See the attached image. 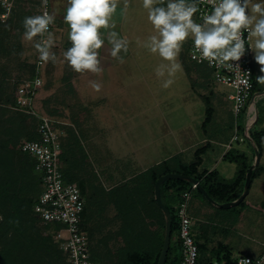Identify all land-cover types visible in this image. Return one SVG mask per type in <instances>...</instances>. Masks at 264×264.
Here are the masks:
<instances>
[{"label": "crops", "instance_id": "0c3cea01", "mask_svg": "<svg viewBox=\"0 0 264 264\" xmlns=\"http://www.w3.org/2000/svg\"><path fill=\"white\" fill-rule=\"evenodd\" d=\"M37 1L39 7L36 15H39L40 0ZM29 2L30 0H17L13 13L28 6ZM125 4H127L126 8ZM142 4L143 0H119L117 13L114 17L116 21L114 31L120 37L127 39V52L122 51L120 58L111 57L109 55L111 45L106 41L105 46L99 50L103 57L102 70L99 73L87 70L78 73L69 66L71 77L62 76L66 81L60 83L64 86L63 89L71 90V93L75 94L78 99V103L84 106L81 114H78L77 117L73 116L71 125L76 135L75 128L79 130L80 143L89 163L88 168L92 170L91 175L97 176L99 179H96L97 182L94 179L93 185L88 183L89 192L95 194V185L99 182L100 186L97 187H101L103 193L100 194L98 200H104L103 203L106 200L110 202L116 200L115 193L111 194L115 188L175 155H178L182 161L183 158H187L188 161H183L185 163L193 161L191 156H188L189 153L192 149L195 153V150L204 144H208V146L201 155L198 171L207 173L217 171L219 177L224 180L232 179L237 171V164L225 157L228 152L244 155L251 164L255 158L254 148L247 138L245 141L239 142L231 141L232 136H229L227 143H223L219 137H222L224 133L227 135V132L222 131L221 125L213 122L209 128L202 127L206 117L207 104L201 97L195 96L196 100H193L192 97L184 98L183 110L179 111L183 112L181 115L164 116L165 108L174 109L175 100L170 95L152 91L154 87L147 85L145 88L150 91L152 96L149 103L154 108L147 103L149 106L145 110L151 108L157 114L155 113L152 117L150 115V120L144 121L145 124H142V128H146L144 137L138 126L130 124L126 121L127 119L123 118L124 113L116 111V108L118 110L120 108L118 105L127 101L124 96H127V92L132 88L135 89L136 84L139 86L150 83L144 81L143 75L140 73L143 70V61L139 57L145 52L138 49V46L144 38L142 35L144 23L148 21L147 10L143 8ZM66 7L67 0H49V12L54 15L55 21H58V25H60L58 27L53 23L50 27L53 39L50 52L58 53V63L63 57L64 47H71V42L68 40L69 27L63 20ZM32 51L34 52V50ZM30 61L32 60L30 59ZM46 63L47 61L43 68L44 72ZM184 73H186L185 69ZM94 84L100 85L99 90L93 87ZM189 88L192 90L191 82ZM65 92L67 93V91ZM229 94L230 92L226 96L227 99ZM135 100L138 104L141 103L137 97ZM227 101L230 102L229 99ZM200 102H202V106ZM84 108H86L85 112ZM109 109L113 116L116 112V117H120L123 128L106 124ZM183 114L188 115V118L183 117ZM156 116L163 122V125L154 121ZM177 116H181V118ZM58 120L62 119L58 118ZM124 122L127 123L125 127ZM252 122V129L261 130L264 128V115L263 118L259 116L258 108ZM106 125H108V129H106ZM240 129V133L243 134V126ZM63 136L61 134V138ZM123 137L127 142H123ZM128 142H131L130 146H135V148L126 147ZM246 142L248 144H245ZM259 153V163L253 171L258 169L255 176L251 178L247 195L238 205L220 207L209 202L206 198L210 204L206 201L201 202L192 196L189 211L195 219V237L203 239V264H236L239 256L255 258L264 251V136L261 139ZM223 163L228 164L223 169H219ZM232 164H235V169L230 166ZM232 173L234 175L230 177ZM225 175H228L229 178L224 177ZM94 176L93 178H95ZM83 198L85 208L82 214V229L87 234L90 246L94 248L91 233L97 224V213L95 209L94 212L87 210V201L84 196ZM102 208H104L103 204L100 209L102 210ZM197 221L199 224L196 223Z\"/></svg>", "mask_w": 264, "mask_h": 264}, {"label": "rangeland", "instance_id": "374dc122", "mask_svg": "<svg viewBox=\"0 0 264 264\" xmlns=\"http://www.w3.org/2000/svg\"><path fill=\"white\" fill-rule=\"evenodd\" d=\"M38 7L39 3L37 0H30L28 6L17 10L15 13H13L12 17L6 24L0 25V93L3 94L2 99L3 101H6L5 103H8L7 107L10 108L11 111H14V109L10 107L13 104L10 103V97L15 96V81L21 78H30L33 75V70L28 69V67L24 66L23 61L27 60L33 64V61L35 60V44L38 37L34 38L32 41H28L23 38V20L26 16H35L37 14ZM193 19L195 20V16L193 17ZM58 24V21L54 22L55 26L60 27V25ZM155 34L156 33L150 22L146 21L144 23L142 31V35H144V38L143 41L139 43L138 49L145 52V54H142V56L139 57L141 61H143V70L140 73L143 75L144 81L150 83L139 86L136 84L135 89L132 88L129 92H127V96H124L127 98V101L123 102L122 105H118L120 107L119 110L115 107L116 111H118V113L120 111L121 113H124L125 115L123 116V118L127 119L126 121H128L130 124L138 126L142 136L144 137V131L146 128H142V124L144 123V121L150 120V115L152 117L156 113V111H152L153 109L151 108L145 110V108L149 106L147 105V103L151 106V103H149V99L152 98L150 91L145 88L148 85L149 87H154L152 91L170 95L171 98L175 100L174 109L169 110L165 108L164 111L162 110L165 114L164 116H172L173 114L181 115L183 112L179 111L183 110L184 98L192 97L193 100H196L197 98L195 96H198L203 98V101H205L208 106H211L213 108L212 120L208 125H206L207 128H209V126H212L213 122H217L218 125L222 126V131L227 132V135H225L224 133L222 137H219L221 142L227 143V138L229 136H233L236 129L237 132L241 134V118H239L238 120L234 119L231 111V102H228V99L226 98L227 94L231 92V89L225 85L214 83L212 79L208 81L205 77L196 73L193 70V67L188 64L190 63L188 52L192 40L188 39L184 42L182 50L176 60V62L179 63L181 67L176 70L172 76H169L168 72L170 63L163 60L161 57H159L158 54L149 52L148 48L146 47L148 37ZM254 40L255 38L251 37L250 58L251 66L254 72L255 86L252 90V93L250 94L249 100L250 98L252 99L253 96H256L258 92H264V83L260 82V78L264 77V66L258 64L254 59V53L252 52V45L254 44ZM67 49L68 47H64L63 53ZM32 50H34V52ZM32 52L33 56L31 55ZM51 53L55 54V60L49 59L46 63L45 72L43 71L42 74L43 86L34 101V105L39 112H43L49 115L54 114V116L62 119L60 121L63 122L64 125H60L59 127L61 130V134L64 135L62 138H60V142L62 144L61 149L65 148L64 152L66 161H73L68 150H75V141L70 137L67 129H73L71 125L73 116L77 117L78 114H81L84 106L78 103V99L75 97V94L71 93V90L63 89L64 86L60 84L66 81L64 80V78H62V76L71 77L72 75L69 70L70 67L67 61H65L64 57H61V61L58 63V53L56 51H52ZM30 59L32 61H30ZM182 63L187 69V74L184 73ZM158 70L163 71L164 76H158ZM167 79H171L173 83L169 87L165 88L163 87V83ZM189 80L192 85V90H190L189 88ZM65 91H67V93ZM136 97L140 99L142 104H138V102H136ZM200 104L202 106V102H200ZM255 106L258 108L259 116L263 118V94L259 95V98L255 100ZM85 111L86 108H84V112ZM192 113L195 114L194 112ZM182 116L186 119L188 118V115L186 116L183 114ZM177 117L181 118V116ZM19 121V123L15 122V124H13V128L15 130L16 128L26 130L28 126L30 128V126L32 127V125L36 122L32 119H24V117L22 116L20 117ZM154 121H158L159 125H163V122L160 121L157 116L154 117ZM106 124H109V126L113 127L123 128L121 126L120 117H116V112L113 116L110 109L107 115ZM126 125L127 123L124 122V127ZM237 126H239V128H237ZM252 127L253 125L250 126V128ZM65 129L67 133H65ZM75 129L77 131V139L81 142L79 130H77V128ZM106 129H108V125H106ZM65 134H68V139H66L67 136H65ZM143 139L145 140V138ZM123 142H127L126 138L124 137ZM130 144L131 142H128L125 146L129 148H135V146H130ZM245 144L248 143L246 142ZM189 154L190 155L188 156H191V160L196 159L194 149H192ZM183 161L188 160L187 158H183ZM227 164L228 163H223L222 166H219V169H223ZM230 166H233L234 169L236 167L235 164H232ZM69 170L71 173L73 172V170L71 171L70 168ZM91 171L92 170L88 171V174L86 171H82L81 168H77L74 173L77 175L78 180L86 179V183L84 186V197L87 201V210H91L94 212L95 209L97 213V224L91 233L96 257L99 259V263L102 264L133 263L132 255L127 254L129 253V250H120H126L130 247H137V245L141 242L140 240L136 241L134 238L137 239V235L140 233L151 236L153 238V235L156 233L155 229H157V227L161 223L160 215L155 206L150 204L148 207H145L143 210H141V214L127 216L122 211L117 209V207H115L114 200H111V202L106 200L105 203H103L104 200H98V197H100V194L103 193V191L101 190V187H97L100 186V183L98 182L95 185V194L93 192H89L88 183H91L93 185L94 179L96 182L97 180H99L97 176L91 175ZM234 173H232L230 177H232ZM93 176L95 178H93ZM224 177L229 178L228 175H225ZM112 202L114 205L112 204ZM101 204L104 205V208H102V210L100 209ZM196 223L199 224L198 221ZM40 224L44 226L43 223L40 222ZM45 234H50V230L48 228L45 229ZM196 238L200 244H203V239L198 236ZM196 264H203V254L200 255V260L198 259Z\"/></svg>", "mask_w": 264, "mask_h": 264}, {"label": "trees", "instance_id": "16d2710c", "mask_svg": "<svg viewBox=\"0 0 264 264\" xmlns=\"http://www.w3.org/2000/svg\"><path fill=\"white\" fill-rule=\"evenodd\" d=\"M12 15L13 11L4 22L0 20V25L6 24ZM188 64L193 67L196 73L210 81L211 71L208 67L196 65L191 61ZM23 65L33 70V64L27 60L23 61ZM184 69L187 72L185 66ZM254 86L255 83L253 82V89ZM2 95L0 93V264H69L66 256L53 240V230L58 227L51 224H44V226L40 224L41 221L33 210V206L41 192V180L34 171V159L19 150L20 140H36L39 138L36 130L37 120L29 114L16 110L11 111L7 107L8 103L3 101ZM13 101L14 97H10V103H13ZM212 114L213 108L207 105L206 117L202 127L210 123ZM51 115L54 116V114ZM21 116L24 119H32L36 122L32 127L29 128L28 126L26 130L20 128L15 130L13 124L18 122ZM67 132L75 141V150H68L73 161H66L65 148L61 149L60 160L63 166V177L67 182L76 183L81 195L84 196L86 179L78 180L74 171L81 168L82 171L89 174V163L73 129H67ZM67 132L65 129V133ZM65 136L68 139V134H65ZM249 136L259 150L261 139L264 136V128L261 130L250 128ZM60 145L62 147L61 142ZM207 146L208 144H204L198 147L195 150L196 159L189 163L183 162L178 155H175L111 191V194L115 193V207L127 216L141 214V210L150 204L155 206L160 215L161 223L155 229L156 233L153 238L140 233L137 235V239L134 238L136 241L140 240L141 242L137 247L120 250H129L127 254L132 255L133 258V263L129 264L157 263L163 244L164 218L154 198V183L161 175L174 172L192 176L199 180L209 197L219 203L232 201L241 194L251 163L242 154L228 152L225 156L227 160L237 164V171L232 179H221L217 171L199 172L198 165L201 163V155ZM69 168L71 171L73 170L72 173ZM257 169L253 171L252 177L255 176ZM190 189L191 183L175 179H168L160 186L162 201L171 214L170 244L165 264H178L181 259L180 242L176 237L178 221L174 206L180 201L182 193ZM192 196L194 198L200 197L201 201L209 203L197 189L193 191ZM47 228L50 230V234H45ZM195 240L199 250L198 259L200 260V255L203 254V244H200L196 237ZM90 254L91 259L100 262L96 257L94 248L91 246Z\"/></svg>", "mask_w": 264, "mask_h": 264}, {"label": "clouds", "instance_id": "9594fccd", "mask_svg": "<svg viewBox=\"0 0 264 264\" xmlns=\"http://www.w3.org/2000/svg\"><path fill=\"white\" fill-rule=\"evenodd\" d=\"M203 2L143 0L147 19L156 33L148 37L146 47L170 63L168 75L172 76L181 67L176 60L188 39L192 40L202 60L210 65L232 67L230 62L239 61L246 53L244 32L255 38L252 45L254 59L264 66V0H207L211 11L201 12V22L198 23L193 17L200 11L199 4ZM42 3L46 6L47 0H42ZM118 5L119 0H67L63 20L69 27L71 47L63 53V57L75 72L87 70L99 73L103 59L99 50L106 41L111 45V57L120 58L122 51L127 52V39L114 31ZM8 11H11L10 5ZM54 21V15L47 11L26 16L23 20V38L32 41L40 37L35 48L42 61L55 60V54L50 52L53 45L50 25ZM157 75L164 76V72L158 70ZM260 82L264 83V77L260 78ZM172 83L171 79H167L163 87L167 88ZM93 87L99 90L100 85L94 84Z\"/></svg>", "mask_w": 264, "mask_h": 264}, {"label": "built area", "instance_id": "2783aa9c", "mask_svg": "<svg viewBox=\"0 0 264 264\" xmlns=\"http://www.w3.org/2000/svg\"><path fill=\"white\" fill-rule=\"evenodd\" d=\"M17 0H0V20L4 22L15 8ZM11 11H8V6ZM200 11L195 15L196 22H201L200 13L210 12L207 0L199 4ZM49 12V0L45 6L40 0L39 15ZM50 13V12H49ZM51 27V25H50ZM47 39V34H45ZM246 53L239 61L230 62L232 67L219 64L210 65L202 60L200 54L190 43L189 61L196 65L206 66L211 71L214 83L225 85L231 89L228 99L235 120L241 118L244 133L237 129L231 141H245L250 124L254 117V103L249 97L253 90L254 73L251 66V37L244 32ZM38 37L37 42H39ZM36 42V43H37ZM196 57L195 59L193 57ZM45 61L40 59V53L35 49L33 75L30 78L16 80L14 102L10 106L16 111L29 114L36 118V130L39 138L36 140L22 139L19 150L34 159V171L41 180V192L33 206L37 218L43 224H51L58 228L53 230V240L66 256L69 264H99L91 259L90 242L82 229V214L85 208L84 198L76 183L67 182L63 177V166L60 160V125L63 122L37 110L34 101L43 85V68ZM39 82V83H38ZM236 128V125H235ZM238 128V126H237ZM196 184L182 193L180 201L174 206L178 221L176 237L181 247V259L178 264H196L199 250L194 234V217L190 214L189 204ZM236 264H264V251L257 257L239 256Z\"/></svg>", "mask_w": 264, "mask_h": 264}, {"label": "water", "instance_id": "95a60500", "mask_svg": "<svg viewBox=\"0 0 264 264\" xmlns=\"http://www.w3.org/2000/svg\"><path fill=\"white\" fill-rule=\"evenodd\" d=\"M261 94H264V92H258L256 94V96H253L252 99L250 98V102L254 103V112H255L254 118H255V116L257 114V107L255 106V100ZM246 138L252 144V146L254 148L255 158H254V162L251 164V166L249 167V169L247 171L245 182H244V190L238 196V198L236 200H234V201L225 202V203H217V202H215L206 193L205 189L201 186L199 180H197L196 178H194L192 176H187V175H184V174L169 172V173H166L164 175H161L155 181V183H154V198H155V201H156L157 205L159 206L160 210L162 211L164 219H165L163 244H162V248H161V251H160V254H159V257H158V260H157L156 264H165V259H166V254H167V251H168V248H169V244H170V234H171V214H170L168 208L165 206V204L162 201L161 190H160L161 184L163 182H165L166 180H168V179L184 180V181H187V182H189L191 184H196L197 190L209 202L215 204L216 206L230 207V206L238 205L241 201H243V199L245 198V196L247 195V193L249 191L253 169L258 165L259 158H260L259 150H258L257 146L255 145V143L253 142V139L249 136V134L246 135Z\"/></svg>", "mask_w": 264, "mask_h": 264}]
</instances>
